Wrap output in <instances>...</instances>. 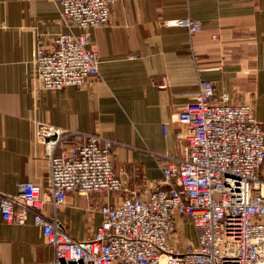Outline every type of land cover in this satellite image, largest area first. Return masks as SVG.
<instances>
[{
    "label": "crops",
    "instance_id": "obj_1",
    "mask_svg": "<svg viewBox=\"0 0 264 264\" xmlns=\"http://www.w3.org/2000/svg\"><path fill=\"white\" fill-rule=\"evenodd\" d=\"M182 18L197 21L200 30L190 34L165 24ZM69 32L80 30L61 19L55 0H0V195H17L21 182L40 183V215L55 214L75 240L99 226L103 203L159 185L161 161L154 154H179L175 135L184 129L171 118L201 80L212 83L216 99L226 94L230 104L250 105L264 128V0H116L108 23L91 29L97 76L83 87L42 91L34 64L38 43L51 49ZM49 127L68 133L66 146L81 133L111 141L112 169L123 190L67 192L54 209L41 131ZM52 259L30 215L21 226L0 218V264Z\"/></svg>",
    "mask_w": 264,
    "mask_h": 264
},
{
    "label": "built area",
    "instance_id": "obj_2",
    "mask_svg": "<svg viewBox=\"0 0 264 264\" xmlns=\"http://www.w3.org/2000/svg\"><path fill=\"white\" fill-rule=\"evenodd\" d=\"M115 1L55 0L61 19L80 32L57 36L51 49L38 43L34 64L40 90L83 87L97 76L100 60L90 47L91 29L108 23ZM165 24L190 34L201 28L189 18ZM227 100L226 94L216 99L212 83L201 80L171 118L184 129L175 135L179 154H154L161 161L159 185L130 193L118 204L103 203L101 222L88 238L75 240L55 214L49 219L40 215L43 186L36 182H21L17 195H0L1 220L21 226L30 215L53 249L47 264H264V179L259 177L264 128L250 105ZM41 131L54 209L64 204L67 192L108 195L123 190L112 169L111 141L81 133L66 146L65 131ZM186 223L194 230V244L187 239L181 243L178 233Z\"/></svg>",
    "mask_w": 264,
    "mask_h": 264
},
{
    "label": "rangeland",
    "instance_id": "obj_3",
    "mask_svg": "<svg viewBox=\"0 0 264 264\" xmlns=\"http://www.w3.org/2000/svg\"><path fill=\"white\" fill-rule=\"evenodd\" d=\"M184 239L181 237V243H185L186 239L191 241V243H195V233L194 230L189 226V224H183L181 230H179V233Z\"/></svg>",
    "mask_w": 264,
    "mask_h": 264
}]
</instances>
